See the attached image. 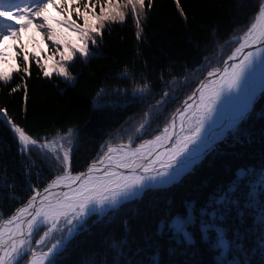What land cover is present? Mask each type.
<instances>
[{"label": "trees", "instance_id": "obj_1", "mask_svg": "<svg viewBox=\"0 0 264 264\" xmlns=\"http://www.w3.org/2000/svg\"><path fill=\"white\" fill-rule=\"evenodd\" d=\"M176 2L153 0L149 9L145 0L146 15L141 18L143 31L139 41L130 14L124 24L106 27L102 42L92 49L96 55L88 61L77 57L69 65L74 77L72 83L55 75L44 77L34 59L26 79L21 81L14 70L22 66L23 54L16 56L11 41L0 45L9 51L8 62L0 65V69L6 68L13 74L9 85L0 82V109L33 137L51 138L57 131L63 135L68 128L76 129L73 174L85 171L106 141L126 143L132 136L134 144H140L153 139L207 72L222 67V60L231 54L234 46L231 38L247 24L258 0H179L184 16L177 10ZM56 3L59 5L60 0ZM46 14L49 22L53 21L52 17L61 18L52 6ZM20 43L35 56L50 54V44L34 25L22 31L17 48ZM40 63L44 62L40 60ZM174 78L175 82L169 84ZM144 82L149 84L148 94L134 97L133 88ZM17 85H20L18 91L11 92ZM101 89L104 93L99 103L104 106L97 107L93 99ZM165 89L168 97L158 109H153L152 118L136 139L135 128L142 122L143 112L162 98ZM241 168L252 170L245 180L249 184L240 182L234 194V198H240L243 189L245 199L239 200L244 211L243 222L233 208L225 226L230 232L239 229L244 233L243 246L250 264H264V256L259 252L264 229L257 221L261 205L257 204L255 209L243 207L251 202L248 193L264 169V93L238 138L222 143L174 185L145 191L138 199L126 201L115 210L91 216L56 264H217L219 251L201 240L199 223L187 227L194 234L193 246L182 243L181 235L172 225L177 219L195 221L194 215H200L201 209L212 205ZM52 178L54 174L38 156L34 154L29 159L18 153L14 134L0 116V218L6 220L27 202L32 195L31 185L43 189ZM209 196L214 198L206 201ZM257 199L264 201L260 194ZM202 219L207 217L199 218ZM233 258L244 259L235 251L227 256L229 260Z\"/></svg>", "mask_w": 264, "mask_h": 264}, {"label": "snow or ice", "instance_id": "obj_2", "mask_svg": "<svg viewBox=\"0 0 264 264\" xmlns=\"http://www.w3.org/2000/svg\"><path fill=\"white\" fill-rule=\"evenodd\" d=\"M152 4L153 0H148L147 7L150 9ZM49 6L56 8L60 19L48 21ZM176 7L184 16L179 0ZM129 14L135 22L139 41L143 31L141 18L146 15L145 0H60L59 5L56 0H0V45L11 41L16 56L23 54L22 66L14 70L21 81L26 79L30 62L34 59L44 77L51 78L55 74L72 83L74 77L69 71L72 61L77 57L88 61L95 56L92 49L102 42L103 30L111 24H124ZM33 25L50 44V54L44 63L40 60L45 54L35 56L29 53L23 43L16 47L22 31ZM240 33L231 38L234 46L231 54L222 60V67L211 68L183 101V106L176 109L180 119L179 131H176V117H173L161 135L143 143L134 144L132 136L126 143L106 141L87 169L79 173L72 172L78 139L76 129L68 128L63 135L57 131L51 138L33 137L8 119L4 109H0V116L14 134L18 153L29 159L35 154L54 174L43 189L31 185L32 195L27 202L6 220L0 218V264H56L59 255L84 229L91 216H102L126 201L139 198L145 191L174 184L213 151L224 135V125L219 123L222 114H229L227 128L237 130V126L246 120L258 94L264 92V0H258ZM8 56V48L0 47V65L7 64ZM12 80V72L0 69V82L7 86ZM174 82L175 78L169 84ZM19 88L17 85L11 88V92L15 93ZM23 92L27 101L26 85ZM148 92L147 82L132 90L134 97L141 98ZM103 93V89L97 92L93 99L95 106H104L99 103ZM168 95L165 89L162 98L143 112L142 122L135 128L136 139L152 118L153 109H158ZM194 97V103H189ZM165 142L170 147H165ZM35 163L33 160V166ZM251 172V169L238 170L229 186L212 201L211 210H201L207 217L199 221L201 240L219 251L217 264H250L243 246L244 233L236 229L233 239L229 240L223 225L233 208L237 209V217L243 222L244 211L234 194L239 190L240 182ZM258 194H264V169L248 193L251 202L243 205L253 209L257 204L261 205L257 221L264 229V201L257 199ZM195 224L194 220L177 219L172 227L181 235L182 243L193 246L196 243L194 234L187 227ZM233 251L244 259H227ZM259 252L264 256V237L260 239Z\"/></svg>", "mask_w": 264, "mask_h": 264}, {"label": "rangeland", "instance_id": "obj_3", "mask_svg": "<svg viewBox=\"0 0 264 264\" xmlns=\"http://www.w3.org/2000/svg\"><path fill=\"white\" fill-rule=\"evenodd\" d=\"M54 17H52V20L54 21ZM43 44V43H42ZM45 44V43H44ZM37 56H41V55H37ZM47 56V55H46ZM46 56H43L42 58H41V61H43V62H45V60H46ZM53 75H55V74H53ZM264 92H262L259 96H258V98H257V100H256V102L254 103V105H253V107H252V109H251V112L248 114V116H247V118H246V120L251 116V115H253V112H254V106H255V104L258 102V100L261 98V96H262V94H263ZM183 105V104H182ZM181 105V106H182ZM180 106V107H181ZM177 113V112H176ZM175 113V114H176ZM174 117V116H173ZM172 117V118H173ZM172 120V119H171ZM170 120V121H171ZM246 120H244V121H242V123L241 124H239L238 126H237V130H235V131H231V132H229L227 135H226V138H230L229 140H234V138H238L239 137V135H241V129L244 127V122H246ZM170 123V122H169ZM168 123V124H169ZM155 138V137H154ZM153 138V139H154ZM224 141L223 142H221V141H218L217 143H216V146H215V149L217 150L218 149V147L222 144V143H224L225 141H227V140H225V139H223ZM143 143V142H142ZM166 147H170V145L168 144ZM215 151V150H214ZM211 154V152L209 153V154H207L204 158H203V160L206 158V157H208L209 155ZM202 160V161H203ZM202 161H200L197 165H195L193 168H192V170L196 167V166H198ZM138 199V198H137ZM94 216H100V215H93V217Z\"/></svg>", "mask_w": 264, "mask_h": 264}, {"label": "bare ground", "instance_id": "obj_4", "mask_svg": "<svg viewBox=\"0 0 264 264\" xmlns=\"http://www.w3.org/2000/svg\"><path fill=\"white\" fill-rule=\"evenodd\" d=\"M248 50H254V49H246V51H248ZM260 94H261V93H259L258 96H259ZM257 98H258V97H257ZM257 98H256L255 101L253 102V105H254V103L256 102ZM195 99H196V98L194 97L192 101H189V103H194ZM253 105H252V107H253ZM182 106H183V105H182ZM182 106H181V107H182ZM181 107H180V108H181ZM250 112H251V111H250ZM250 112H249V113H250ZM174 117H176V119H175V123H176V131H179V127H180L179 113H176V114L174 115ZM172 119H173V118H172ZM228 121H229V114H228L227 112H225L224 114L221 115V117H220V121H219L220 124L224 125V135H223V137H221L218 141H221V140L225 139L226 135H227L229 132L232 131V130H229V129L227 128V123H228ZM170 122H171V121H170ZM241 123H242V122H241ZM241 123H240V124H241ZM169 124H170V123H169ZM169 124H168V125H169ZM171 130H172V129L170 128V131H171ZM217 131H219V125L217 126ZM161 133H162V132H161ZM161 133H160L159 135H161ZM218 141H217V142H218ZM167 145H168V143L165 142V147H166ZM214 150H215V149H214ZM214 150L211 151V153L214 152ZM209 153H210V152H209ZM209 153H208V154H209ZM205 156H206V155H205ZM205 156H204V157H205ZM204 157H203V158H204ZM203 158H202V159H203ZM196 165H197V164H196ZM194 166H195V165H194ZM194 166H193V167H194ZM182 176H183V175H182ZM182 176H181V177H182ZM181 177H180V178H181ZM182 178H183V177H182ZM180 180H181V179H180ZM173 185H174V184H173ZM167 186H168V185H167ZM164 187H165V186H164Z\"/></svg>", "mask_w": 264, "mask_h": 264}, {"label": "flooded vegetation", "instance_id": "obj_5", "mask_svg": "<svg viewBox=\"0 0 264 264\" xmlns=\"http://www.w3.org/2000/svg\"><path fill=\"white\" fill-rule=\"evenodd\" d=\"M240 136V135H239ZM247 177H249V176H247ZM247 177H245L242 181H241V185L242 184H244V185H248L249 183L247 182V181H245L246 179H247ZM250 182L252 181V180H249ZM254 184H256V182H254ZM240 193H241V196H240V198H238V197H236V199H238V200H240V201H243L245 198H244V196H243V189L242 190H240ZM214 198V196H209V197H207V200L206 201H211L212 199ZM260 198L261 199H263L264 198V195L263 194H260ZM210 204H208L207 206H206V208H209V210H211V208H210ZM202 210V209H201ZM230 214V213H229ZM228 214V215H229ZM204 216H203V214H202V211L200 212V215H194V219H195V221H196V223H199V218H203ZM196 225V224H195ZM226 224H225V222H224V227H225V229H226V233H227V239H229V240H232L233 239V232L231 231L230 232V229L227 227L226 228V226H225ZM199 228V227H198ZM213 238H214V236H213Z\"/></svg>", "mask_w": 264, "mask_h": 264}, {"label": "water", "instance_id": "obj_6", "mask_svg": "<svg viewBox=\"0 0 264 264\" xmlns=\"http://www.w3.org/2000/svg\"><path fill=\"white\" fill-rule=\"evenodd\" d=\"M228 139H230V138H229V137H228V138L225 137V140H228ZM223 141H224V140H221V142H223ZM202 160H203V159H202ZM202 160H201V161H202ZM191 170H192V169H191ZM191 170H190L189 172L185 173L183 176H185L186 174L190 173ZM183 176H182V177H183ZM182 177H181V178H182ZM181 178H180V179H181ZM180 179H179V180H180ZM179 180H178V181H179ZM178 181H177V182H178ZM177 182H175V183H177ZM175 183H174V184H175ZM171 185H173V184H171ZM171 185H168V186H165V187H162V188H167V187H169V186H171Z\"/></svg>", "mask_w": 264, "mask_h": 264}]
</instances>
